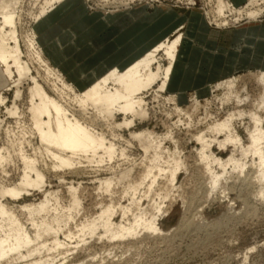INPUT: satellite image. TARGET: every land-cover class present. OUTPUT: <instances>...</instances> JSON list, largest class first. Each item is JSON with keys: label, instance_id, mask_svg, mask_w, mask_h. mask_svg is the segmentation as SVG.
<instances>
[{"label": "rangeland", "instance_id": "374dc122", "mask_svg": "<svg viewBox=\"0 0 264 264\" xmlns=\"http://www.w3.org/2000/svg\"><path fill=\"white\" fill-rule=\"evenodd\" d=\"M44 1L0 0V6L7 3L15 13L16 35L29 74L46 88L58 85L60 90H63L60 81L47 73L45 64L39 62L25 41L27 33L33 32L37 46L41 47L37 32L44 26L47 15L56 9H66L67 12V8L83 5L89 16L103 20L117 15L129 16L135 10L153 9L154 15L158 6L168 7L181 16L176 21L175 32L170 33L168 39L180 33H183V39L192 36L198 27L222 32L264 21V12L255 21H249L244 15L241 18L231 15L227 10L219 17L215 0H63L55 3L46 15L36 18ZM226 1L230 6L241 7L248 0L239 4ZM238 17L239 20H235ZM215 19L219 23L224 20L229 23L219 26ZM92 25V29L100 28L96 21ZM100 35L92 39L94 45L104 42L110 32ZM178 46L177 50L180 49ZM41 56L54 72L63 75L75 92L86 88L75 78L76 75H69L71 65L62 66L45 48H42ZM164 56L163 52L156 56L163 66L167 65ZM261 67L264 66L250 64L245 70H237L213 82L201 94L188 91L184 96L176 97L177 104L165 102L163 95L174 94L167 88L164 93L156 92L158 84H155L144 92L148 116L135 119L130 128H107L91 109L80 113L84 118L89 116L87 122L96 125V130L103 129L105 140L110 141L115 150L110 156L101 151L100 157L94 160L75 161L69 168L54 167L52 159L39 149L40 140L29 111L31 81H22L20 97H15V88H5V101L0 103V206L4 211H0V241L5 240L0 264H264V183H259L257 178L259 160L253 156L244 160L254 166L247 168L244 174L229 165L227 174L220 178L219 188L209 193L206 190L208 176L197 152L201 147L196 140L207 131V125L223 121L228 113L240 108L253 109L260 87L249 76L264 70ZM226 81L233 82V96L237 93L240 99H244L248 94V98L239 104L233 98L222 101V94L227 92ZM65 92L71 95L70 91L64 90V95ZM176 105L184 109L180 114L174 110ZM68 106L74 113L80 111L71 102ZM195 106L198 107L196 112L193 111ZM129 115L117 113L113 121L121 123L132 117ZM233 124L243 143L247 144L246 127L252 126L249 119L235 116ZM140 130H150L159 136L161 151L157 159L131 137V133ZM205 137L208 139L210 134ZM230 150L231 146L226 150L217 145L211 147L215 157L222 160L229 157ZM21 154L34 161L31 179L36 178L35 170L40 172L43 177L41 188L25 185ZM175 161L181 162V169L170 184L168 174ZM212 167L219 170V164H212ZM104 179L111 182L109 191L103 190L101 181ZM11 189L19 192L12 195L8 192ZM260 189L263 195L259 193ZM72 193L77 199L76 208L70 205ZM153 202L161 203V212H157ZM41 205H46L41 210H46L43 213L28 210ZM106 209L110 211L114 224L132 225L134 235L113 239L109 238L110 233L105 235L102 224L105 219L101 218V213ZM151 216H156L162 234H150L144 227L143 220ZM12 221L20 226L19 232L12 230ZM181 221L182 227L174 230ZM38 229L43 236H38ZM18 234L26 235L29 244L11 249ZM41 246L38 253L31 250Z\"/></svg>", "mask_w": 264, "mask_h": 264}, {"label": "bare ground", "instance_id": "6f19581e", "mask_svg": "<svg viewBox=\"0 0 264 264\" xmlns=\"http://www.w3.org/2000/svg\"><path fill=\"white\" fill-rule=\"evenodd\" d=\"M61 2H63V0H45L36 18L45 15L46 12L52 9L55 3ZM215 10L219 17L225 14V10H227V13L229 12L231 15L236 14L240 18L244 15L249 21H255V19L264 12V0H248L247 3L241 7L230 6L229 2L226 0H215ZM14 16L15 13L13 9H11L7 3L0 6V103L5 101L3 97V90L5 88L7 90L15 88V97H20L21 90L19 86L22 81L25 79L31 81L32 84L28 89L30 98L29 111L35 129L37 130V136L40 140L39 149L43 154L52 159L54 167L58 168H69L75 161L88 162L94 160L100 157L99 153L101 151L107 153L109 156L114 152L115 147L110 141L105 140L103 129H100L101 131L96 130V125L87 122L89 116L84 118L80 116V113L91 109L93 113L101 117V121L106 123L105 125L108 126L107 128H130L135 119L140 120L146 118L148 116V111L145 107L146 101L144 100V92L151 89L155 84H158L156 92L160 94L164 93L172 72L173 63L176 59L177 46L182 42L184 37L183 33H180L173 39L167 38L161 41L122 71H119L118 68H113L86 89L77 93L59 71L55 70L54 72V69L48 65V62L46 63L43 61L41 48L37 46V42L35 41L36 35L33 32L27 33L25 36L26 45L35 52L39 62L41 61L45 64L44 66L47 73L55 76L56 81H60L61 84L59 85L62 86L63 90H60L61 88H58V85V87L56 85L53 87L52 85V87H47V89L35 77L29 74V66L22 60V52L19 39L16 35L17 31L15 28L17 26ZM239 17L235 20H239ZM215 21L217 22V19H215ZM228 23L226 20L221 21V23L217 22L219 26H227ZM35 48L38 51H36ZM159 52H163L165 55L164 57L167 59V65L163 66L157 60L156 56ZM154 64L157 66L154 67ZM249 77L254 79L260 87L256 103H253V109H236V111L228 113L223 121L219 123L217 121L216 123L207 125V131L196 137L201 147L197 152L204 165L203 171L208 176L206 178L209 180L208 187L206 188L209 193L219 188L220 178L227 174V167L229 165H232V168L240 174H244L247 168L254 167L252 165L253 163L247 164V162H243L244 160L247 161L249 156H253L259 160L257 178L259 183H264V70H260V72L252 74ZM224 84L227 88V92L222 94V101H229L233 98L234 101L237 102L236 104H239L244 102L246 97L248 98V94L244 95L246 97L242 96L244 99H240L237 93L234 96L232 95L233 91L235 93V90L231 89L233 87L232 81H226ZM64 90L71 92L69 96L68 93L65 92L68 100L64 97ZM250 97L251 96H249V98ZM163 98L165 102L177 104L175 95L165 97L163 95ZM70 102L79 107H77V109L80 111L76 112L77 114L72 110V112L70 111L68 106ZM197 109L198 107L195 106L193 111L196 112ZM174 110L177 114H180L184 109L176 105ZM117 113H123L125 116L131 114L132 117L129 115L131 118H125L121 123H115L113 120ZM235 116L238 118H248L252 125L251 127H246L247 144L243 143V140L234 127L233 120ZM207 133L210 134L208 139L205 137ZM220 136H223V138L220 139ZM131 137L140 142L145 151H151L155 159L159 157L161 145L158 140L159 136L154 132L150 130H140L131 133ZM161 139L162 138H160V140ZM174 143H176V141H174ZM213 145H217L218 148L224 150L228 149V146H231L232 150H230L229 157L226 160L215 157L211 152V147ZM21 159L25 166L23 174L25 185H35L41 188V179H43V177H40V172L35 170L36 178L31 179V172L35 168L34 161L22 154ZM212 164H219L220 171L215 170ZM180 169L181 162L175 161L170 167L168 174L170 176V184H172ZM159 171L163 172L164 170L159 169ZM148 173L149 172L146 174ZM151 182H153V180H151ZM101 183L103 190H110L111 182L109 179H104ZM133 188H136V186H133ZM8 192L12 195H16L19 191L17 189H11L8 190ZM259 193L262 194L261 189ZM71 195L72 200L70 205L76 208L77 199L73 196V193ZM152 204L157 212H161L160 202L156 204L153 202ZM45 206L46 205H41V207L29 208L28 210L31 213H43L46 210H41ZM0 211L4 212L1 206ZM110 216L111 213L107 209L101 213V218L105 219V222L102 221L106 229L105 235L110 233V239L134 235L132 225H116L111 221ZM143 221H145L144 227L149 229L150 234H162V231L157 226L156 216H151V218L147 220L144 219ZM183 221H181L182 223L180 226L176 227L174 230L180 229ZM11 225L13 231L19 232L20 226L15 221H12ZM36 232L39 237L44 234L39 229ZM29 241L26 235L18 234L12 246L10 247V245H8V247L11 249H18L29 244ZM3 242H5V240L0 241V257L4 255ZM42 247L43 246L40 248L35 247L31 250L38 253ZM18 255L20 256V254H17V256ZM31 255H34V253Z\"/></svg>", "mask_w": 264, "mask_h": 264}, {"label": "crops", "instance_id": "0c3cea01", "mask_svg": "<svg viewBox=\"0 0 264 264\" xmlns=\"http://www.w3.org/2000/svg\"><path fill=\"white\" fill-rule=\"evenodd\" d=\"M232 1L239 4L243 0ZM67 9V12L56 9L47 15L44 26L37 32L38 42L50 51L56 62L74 67L68 69L69 75H76L86 88L92 84L86 82L135 62L175 32L176 21L181 17L164 6H158L154 15L153 9L135 10L129 16L117 15L103 20L89 16L83 5ZM95 21L100 28L92 29ZM103 32L110 35L94 45L92 39ZM179 48L167 89L176 97L188 91L201 94L213 82L237 70H245L250 64L264 66V21L222 32L198 27L192 36L182 40ZM76 68L81 74L78 75Z\"/></svg>", "mask_w": 264, "mask_h": 264}]
</instances>
